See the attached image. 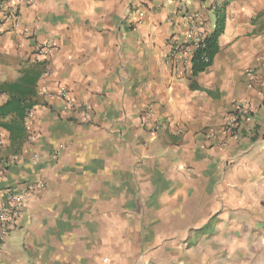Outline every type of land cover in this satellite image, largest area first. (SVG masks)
<instances>
[{"label":"crops","instance_id":"crops-1","mask_svg":"<svg viewBox=\"0 0 264 264\" xmlns=\"http://www.w3.org/2000/svg\"><path fill=\"white\" fill-rule=\"evenodd\" d=\"M14 4L0 84L33 74L36 104L21 138L0 116V195L28 188L0 264H264V84L250 75L264 80V0H4L0 12ZM220 11L218 49L193 76L171 45L187 42L189 14L208 35ZM234 101L251 112L224 137Z\"/></svg>","mask_w":264,"mask_h":264},{"label":"built area","instance_id":"built-area-1","mask_svg":"<svg viewBox=\"0 0 264 264\" xmlns=\"http://www.w3.org/2000/svg\"><path fill=\"white\" fill-rule=\"evenodd\" d=\"M24 1V0H23ZM27 3H31V0H25ZM1 13V12H0ZM0 21H10L14 25L17 23V6H14L6 11L1 13ZM196 14H189L188 20L191 23L193 29L189 30L186 33L187 42L177 43L173 42L171 45L170 53L171 59L176 60L179 59L183 61L184 64H191L192 56L194 55L197 49L203 45V41L207 36V32L204 30H199L194 28ZM51 51V46L49 43L44 42L35 51V55L33 57V62L40 64L43 63L44 60L48 57ZM182 55L183 59L181 58ZM47 74V70L44 72ZM251 85L264 84V80L256 71L251 70ZM57 95L61 97L66 103L69 109H73L75 107V102L69 96L67 91L64 88H58ZM251 112V105L247 101H234L232 104V111L224 120V122L220 126V133L225 136H233L238 130L241 122L248 117ZM34 116L33 110H29L26 114L27 118H32ZM151 121V115L148 113L143 117V124L147 125ZM151 124V123H150ZM158 123H154L150 126L151 131H155L159 128ZM208 137H213V131L209 132ZM14 158V157H13ZM12 160H15L13 159ZM4 168V166H2ZM2 168V169H3ZM0 169V175L3 173ZM28 192L27 187H19V190L14 191L13 189H7L0 195V241L3 237L12 229L15 228L17 218L23 214V210L26 207V202L24 200L25 194Z\"/></svg>","mask_w":264,"mask_h":264},{"label":"trees","instance_id":"trees-1","mask_svg":"<svg viewBox=\"0 0 264 264\" xmlns=\"http://www.w3.org/2000/svg\"><path fill=\"white\" fill-rule=\"evenodd\" d=\"M3 1L0 0V10ZM223 22L224 15L220 11L213 31L205 37L203 45L195 51L192 57L191 73L193 76L210 65L218 49L217 39L223 31ZM34 85L35 78L33 74H23L15 82L0 84V90L9 94V99L0 106V116L4 117L8 114H13L16 120L11 125L6 123H1V125L10 132L13 139L23 136V120L27 112L36 104V101L32 100L36 96Z\"/></svg>","mask_w":264,"mask_h":264}]
</instances>
